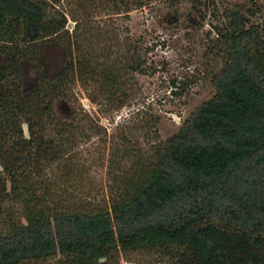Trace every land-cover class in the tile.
<instances>
[{"label": "trees", "instance_id": "16d2710c", "mask_svg": "<svg viewBox=\"0 0 264 264\" xmlns=\"http://www.w3.org/2000/svg\"><path fill=\"white\" fill-rule=\"evenodd\" d=\"M156 2L178 14L175 0H0V264H264V26L250 4L217 14L212 97L150 149L113 146L109 202L66 205L45 175L105 133L76 87L119 111L128 77L155 75L146 37L111 19Z\"/></svg>", "mask_w": 264, "mask_h": 264}, {"label": "rangeland", "instance_id": "374dc122", "mask_svg": "<svg viewBox=\"0 0 264 264\" xmlns=\"http://www.w3.org/2000/svg\"><path fill=\"white\" fill-rule=\"evenodd\" d=\"M175 3L177 15L167 3L156 2L144 10L133 11L128 19L120 16L111 19L119 36H122L123 28H128L130 36L146 37V45L152 49L149 62L155 65L156 73L154 76L134 74L128 77V104L119 111L106 107L105 103L91 102L80 87L75 88V107L87 112L105 133L95 136L86 132L85 137L79 139L80 144L66 165L68 171L63 165L60 168L55 165L46 171L48 179L58 181L56 193H61L64 204L85 205L89 200L99 205H104L105 200L109 202L113 146L121 143L124 137L150 149L175 132L192 111L212 97L211 78L221 67V60L214 56V27L221 23L217 14L234 4H250L259 8L252 21L264 26V7L260 9L263 2L175 0ZM67 27L70 30L74 27L70 18ZM111 45L116 52L115 38ZM57 108L63 116L69 113L64 103H59ZM155 118H158V124H155ZM110 264L168 263L158 255L138 252L126 257L121 254Z\"/></svg>", "mask_w": 264, "mask_h": 264}]
</instances>
